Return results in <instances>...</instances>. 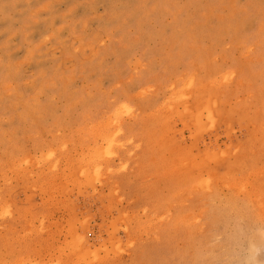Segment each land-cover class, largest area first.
<instances>
[{"label": "rangeland", "instance_id": "obj_1", "mask_svg": "<svg viewBox=\"0 0 264 264\" xmlns=\"http://www.w3.org/2000/svg\"><path fill=\"white\" fill-rule=\"evenodd\" d=\"M0 264H264V0H0Z\"/></svg>", "mask_w": 264, "mask_h": 264}]
</instances>
